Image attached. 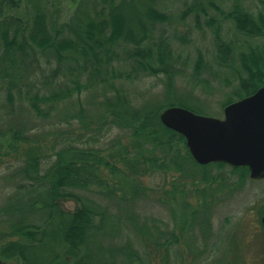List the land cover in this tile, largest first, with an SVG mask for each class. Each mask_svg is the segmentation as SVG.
I'll list each match as a JSON object with an SVG mask.
<instances>
[{"label":"rangeland","instance_id":"1","mask_svg":"<svg viewBox=\"0 0 264 264\" xmlns=\"http://www.w3.org/2000/svg\"><path fill=\"white\" fill-rule=\"evenodd\" d=\"M96 1L41 0V3L50 13L57 12L53 18L58 28L70 21L78 7L86 9ZM261 1L236 0L242 4L245 11L256 16L264 13ZM31 2L32 0H21L11 6L0 3V18L13 16L27 20ZM233 3L234 0H163L162 4H156L161 5L160 11L171 17L170 21L163 23L164 25L156 26L153 35L154 40L161 39L162 36L170 39L172 60L180 70L174 75V96L184 97L190 105L196 106L203 113L192 110L193 112L220 119L224 115L222 104L229 99L237 101L238 97L234 92L240 89V86L232 68L234 62L225 59L222 55L226 52H223L224 49L219 52L218 44L216 45L217 25H214V21L221 23L220 36L225 44L235 47L236 56L239 57L240 53L252 49L264 50V33L251 36L247 32H240L233 20L226 17L232 10ZM123 50L120 47L117 49L120 55L119 60L113 64L114 77L118 86L123 85L127 91L129 107L141 110L149 104L157 105L165 101L168 92L165 74L141 73L138 77L133 74L131 80L119 77L120 73L129 72L131 69L130 60L127 62ZM199 56H203L201 63L198 62ZM38 58L39 66L43 68L57 64L50 55L39 54ZM71 62V59H67L58 74V78L69 86L72 85L71 80H74L70 69ZM196 62L200 64L198 69ZM235 65H238V62H235ZM26 66L22 70V73H26V82L36 83L34 73L30 71V64ZM112 75L113 73L109 74L110 77ZM56 79L50 78L49 83L43 82V87L40 86L42 92L58 91L60 88L58 82L54 81ZM52 81L55 83L52 84ZM80 83L84 86L80 96L75 95L72 100L67 99L57 105L50 102L40 103L39 106L47 116L39 117L30 107L27 97L18 90L13 92L16 111L10 114L6 109V105L9 106L6 98L9 86L5 82L0 83V112L9 115L7 121L0 116V124L5 126L0 128L7 130V125L19 124L22 131L16 128L15 131L21 132L22 138H25L11 143L12 139L8 135V143L2 145L3 149L0 151V245L12 238L8 224L22 220V215L14 214L10 210L16 202V199H13L15 191L10 187L15 184L11 176L14 175L13 172L16 173V169H7L8 166L20 168L24 165L26 153L37 150L39 154V146L41 165L45 168L50 163L47 159L52 156L51 148L57 140L79 136L80 141L89 148L102 149L103 152L100 153L103 156L109 158L112 154V160L118 167V171L114 173L106 170L102 174L106 181L111 182L113 193H108L110 190L105 191L103 187L98 186L88 191L76 190L87 202L97 200L104 204L106 214L112 217L117 226L115 232L111 229L113 235L103 243V249L107 250L114 244L125 246L129 241H135L129 244L130 250L133 246L142 249L146 254L145 264H174L172 262L175 258L179 264H264V178L253 179L249 173L233 171V168L227 165L220 168L214 164L202 167L193 157L198 165L192 161H182L190 151L183 141L175 139L166 143L163 148H156L152 158L158 166H153V162L148 161V166L154 167L149 166L152 168L149 174L140 178L130 175L127 164L133 156V149H130L133 131L115 123L111 131L103 133L112 122L107 118L101 119L103 114H95L93 109L100 103L104 104L106 96L94 92V84L99 82L93 84L86 75L80 79ZM95 87L98 92L104 89L101 86ZM110 89L112 87L107 90L112 93ZM48 91L45 94H48ZM242 95L244 96L243 92ZM166 109L165 107L160 113ZM70 114H79V118L70 119ZM10 115L19 117V122L16 117ZM104 124L106 129L103 128ZM123 148L126 150L123 151ZM160 164H164V167H159ZM134 179L140 181L142 187L139 188ZM20 180L22 179L19 176L17 181ZM23 194L25 193H22V196L26 199ZM67 207L74 208V203L69 202ZM38 218V214H30L24 222H37ZM100 219L99 217L97 220ZM156 220L157 226L167 224L170 231H174L175 227L174 232L180 238V243L175 246L178 256H174L175 251L173 253L172 250V253L165 257L163 245L171 243V239L165 242L161 238L157 246L152 237L146 238L142 235L141 229L148 224L156 225ZM107 221L105 220L106 223ZM147 253H152V258L151 255L148 257ZM106 262L108 259L105 264ZM16 263L18 264L0 259V264ZM132 264L141 263L135 259Z\"/></svg>","mask_w":264,"mask_h":264},{"label":"trees","instance_id":"2","mask_svg":"<svg viewBox=\"0 0 264 264\" xmlns=\"http://www.w3.org/2000/svg\"><path fill=\"white\" fill-rule=\"evenodd\" d=\"M20 1L0 0V3L11 6ZM162 2L163 0H97L86 9L78 7L70 21L58 28L53 18L54 13L57 12L50 13L44 8L41 0H32L30 16L25 21L13 16L1 17L0 83L5 82L9 86L6 97L9 106L6 105V109L10 114L15 113L13 92L18 90L27 97L30 107L38 117L47 116L39 106L40 103L50 102L57 105L64 100H72L75 95L80 96L84 89L80 79L86 75L93 84L99 82L94 84V92L106 96L105 103H100L93 109V113L103 114L101 119L107 118L112 122L107 129L106 124L103 125L106 129L103 133L111 131L115 123L132 130L133 140L130 149H133V156L127 164L131 171L130 175L140 178L149 174L153 166H158L152 158L156 148H163L166 143L174 139L186 144L181 134L162 124L160 111L165 107L180 106L203 113L196 106L190 105L184 97L174 96V75L180 70L176 68L177 63L172 60L170 39L162 36L161 39L154 40L153 35L156 26L164 25L163 23L171 20L168 14L159 10L160 4L156 6L157 3L162 4ZM261 3L264 12V0ZM226 17L233 20L240 32H247L251 36L264 33V13L258 16L249 13L236 0ZM214 25H217L215 34L219 52L224 49L223 52L226 53L222 56L234 62L232 68L240 86V89L234 92L238 97L237 100L254 94L264 86V50L252 49L240 53L238 57L234 52L235 47L225 44L222 40L221 23L215 20ZM119 47L124 49L122 53L127 62L130 60L131 67L129 72L120 73L119 77L131 80L133 74H137V77L141 73L165 74L168 85L165 101L157 105L149 104L141 110L129 107L127 91L124 90L123 85L118 86L114 77L113 64L119 60L120 54L117 52ZM39 54L53 56L57 64L48 68L39 66ZM67 59L72 61L70 69L74 80H71V86L58 78ZM202 61L203 56H199L198 62ZM235 62H238V65H235ZM27 64H30V71L37 80L34 84L27 83L26 73H22ZM197 67L199 68L200 64L196 62ZM110 73H113L111 77ZM50 78L58 79L54 81L58 82L60 89L50 92L43 88L48 91V94H45L47 91L42 92L40 86L43 87V82L49 83ZM54 81L52 84L55 83ZM95 86L104 89L98 92ZM108 86L112 87L110 89L112 93L108 92L107 89L110 88ZM231 102H234L233 99L223 103V108ZM81 113L83 114L84 110ZM0 116L7 121L9 115L0 112ZM10 117H16L19 122V117L15 115ZM68 118H79V114H70ZM0 127L5 126L0 124ZM1 128L0 151L3 149L2 145L8 143L6 138L8 135L12 139L11 143L25 139L19 132L22 131V126L19 124L7 125V130ZM15 128L19 131H15ZM37 149L39 154L36 149L26 153L24 165L20 168L15 166L7 168L16 169V173L13 172L14 175L11 176L15 184L10 186L15 191L13 199H16V202L10 210L14 214L22 215V220L8 224L12 238L0 245V259L18 264H105L106 259H108L106 264H132L138 259L141 264H145L146 254L142 249L133 246L130 250L129 244L135 241H129L125 246L114 244L107 250L101 247L106 240L111 239L113 235L111 229L115 232L117 226L112 217L106 214L104 204L97 200L87 202L76 192V190L88 191L98 186L103 187L105 191L110 190L108 193H113L111 182L106 181L102 175L106 170L111 173L118 171L112 160V154L109 158L103 156L100 153L103 152L102 149L89 148L80 141L79 136L65 137L61 141L57 140L51 148L52 156L47 159L50 163L43 168L39 146ZM125 150L126 148H123V151ZM125 154L124 160H126ZM148 161L153 162V166L149 165L152 168L148 166ZM182 161L196 163L190 152ZM214 165L219 168L225 166L223 163ZM159 167H164V164H160ZM202 167L207 166L202 165ZM235 170L248 174L244 169L233 168V171ZM19 176L23 181H17ZM137 185L139 188L142 187L140 181H137ZM22 193H25L23 195L26 199ZM69 202L74 203V208L67 207ZM30 214L39 215L37 222H24ZM99 217L100 221L97 220ZM105 220H108L107 223ZM168 226L167 224L157 226L156 220V225L148 224L141 229V233L146 238L152 237L157 246L161 238L165 242L171 239V243L163 245L165 257L169 256L172 250L173 253L175 251L174 256H178L175 246L180 243V238L174 232L175 227L174 231H170ZM202 228L205 229L204 226ZM150 255L152 258L153 254L147 253L148 257ZM178 262L175 258L172 263L179 264Z\"/></svg>","mask_w":264,"mask_h":264},{"label":"water","instance_id":"3","mask_svg":"<svg viewBox=\"0 0 264 264\" xmlns=\"http://www.w3.org/2000/svg\"><path fill=\"white\" fill-rule=\"evenodd\" d=\"M225 118L196 114L172 107L161 122L186 139L196 162L227 163L246 168L252 178H264V86L255 94L225 108ZM264 227V217L262 219Z\"/></svg>","mask_w":264,"mask_h":264}]
</instances>
